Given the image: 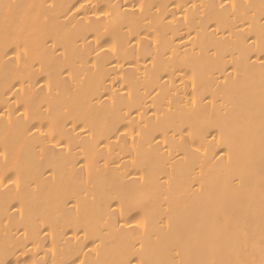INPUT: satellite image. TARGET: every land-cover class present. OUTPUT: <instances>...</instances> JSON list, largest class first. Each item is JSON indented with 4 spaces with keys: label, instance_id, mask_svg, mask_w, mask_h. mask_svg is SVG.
<instances>
[{
    "label": "bare ground",
    "instance_id": "bare-ground-1",
    "mask_svg": "<svg viewBox=\"0 0 264 264\" xmlns=\"http://www.w3.org/2000/svg\"><path fill=\"white\" fill-rule=\"evenodd\" d=\"M0 264H264V0H0Z\"/></svg>",
    "mask_w": 264,
    "mask_h": 264
}]
</instances>
